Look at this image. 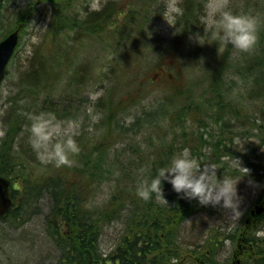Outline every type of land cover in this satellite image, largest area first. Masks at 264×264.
Wrapping results in <instances>:
<instances>
[{"label":"trees","instance_id":"trees-1","mask_svg":"<svg viewBox=\"0 0 264 264\" xmlns=\"http://www.w3.org/2000/svg\"><path fill=\"white\" fill-rule=\"evenodd\" d=\"M191 1L183 0L184 12L179 16L183 18L189 14L195 17V24L200 16L199 8L195 16L191 15ZM67 3H71L70 9L74 13L68 11ZM82 3L83 0H30L25 6L26 12H36L37 18L47 14V31L42 42L35 46L33 53L36 58L27 57L23 68L18 70L16 91L9 96L1 118L5 128L0 136V176L9 181L10 205L0 218V225L18 229L23 222L37 215L39 231L45 234L43 242L53 241L54 244L50 245L55 253L51 247L42 253L20 246L19 249L14 248V255L7 254L8 249L29 238V233L22 230L24 234L20 239L9 242L5 264H230L233 253L227 262L222 259L220 263L215 256L221 245H227L230 251L235 248L234 240L238 233L247 229L242 215L254 203L243 208L232 231L209 232V238L199 245L180 241L181 226L191 214L210 215L222 208L220 205H202L196 198H185L173 189L168 180L163 181V194L169 205L156 198L146 201L137 195L136 183L141 168L154 174L156 168L172 155L189 146L196 156L202 155L203 160L220 165L218 176L241 174V168L234 164L240 160L242 166H248L250 170L244 176L251 182L257 180L264 185V30L259 35L260 44L250 51L240 52L236 60L230 61V52L227 51L213 53V58L204 64L206 76L200 81L206 84L204 97L195 96L192 79L179 85L177 76L182 72V64L177 55L172 56L168 63L171 72L167 73L168 76L174 75L175 79L163 76L168 87L167 97H161L157 106L150 104L133 114L131 122H126L123 117L111 120L118 111L122 113L125 109L123 96L133 94L135 89L123 76L114 75L115 81L109 87V100L97 98L94 105H99L95 109L103 116L108 112L103 130L100 127L98 136H84L90 143L82 141L81 136L76 138L80 151L72 154V165L45 164L38 159L26 135L31 115L53 111L59 119L71 117V113L82 105L80 99L84 96L80 86L94 77V70L85 59L73 68L72 79H68L60 90L64 96L55 100L54 89L58 88L62 77L56 69L62 62L55 64V61L63 54V46L68 40L73 46V41L78 42L76 38L82 40L92 34H100L103 42L117 46L125 36L112 30L116 22L119 23L120 11L111 1L105 2L99 11H89L86 17L78 14L81 8L87 7ZM137 11L131 7L124 20L134 23L138 18ZM30 18L20 15L14 0H0V38L16 28L19 22ZM24 26L25 23H21L20 28ZM137 28L133 25L126 35L130 38L133 33L139 36V31H135ZM63 32L70 33L72 37H66ZM111 34L113 40L108 38ZM67 60L69 64L71 59L68 57ZM212 63L216 68L212 69ZM113 68L114 63L109 66V69ZM104 72L105 75L96 72L101 80L106 75L111 77L112 73ZM235 73L240 75L241 81L238 93L233 92L236 80L226 78L227 75L233 77ZM69 85L74 90L68 92ZM99 121L102 124L103 118ZM141 135L145 145L139 149L138 144L133 143L136 136ZM155 139H159L160 144L153 145ZM116 142L124 145L116 156L123 159L108 161L105 159L107 150ZM104 181H111L114 187L106 199L97 204L96 187ZM258 190V197L263 198L264 186ZM224 215L221 220L228 222L231 216ZM263 218L264 211L255 222L256 226H264ZM111 225L117 230L111 234L113 240L106 247L102 235ZM256 226L254 231L247 230V239L242 242L245 247L253 244L258 247L257 256L251 260L247 255L240 264H264V237L255 235ZM193 228L194 225L190 230L184 229L183 235L193 234ZM46 252L50 255L44 258Z\"/></svg>","mask_w":264,"mask_h":264},{"label":"rangeland","instance_id":"rangeland-1","mask_svg":"<svg viewBox=\"0 0 264 264\" xmlns=\"http://www.w3.org/2000/svg\"><path fill=\"white\" fill-rule=\"evenodd\" d=\"M108 1H111L113 5L116 6L120 11L118 17L119 23L116 22V26L113 27L112 30L115 29L114 32H116L118 35H125L121 40V44L117 43V46H114L115 43L111 42L113 43V46H109L107 43L102 41V36L100 34H92L93 36H84L82 40L76 38L75 40L78 42L73 41V46H71L72 41L68 40L62 49L63 56L59 55V58L55 61V64L57 62L58 64L62 62L60 67L58 66L56 68L58 72H60V75L62 77L60 78V83H58V88L54 89L53 98L55 100L60 99V97L64 96L63 91L61 92L60 90H62L63 85L67 83L68 79H72L71 72L74 67H76L78 64L83 63L86 59L90 62L91 68L94 70V77L89 78L84 84L80 86V88H82V96H84L80 99L82 101V105L80 106V108L76 111H73L71 113V117L61 119L64 121H67L69 119L79 120V134L75 138L81 136V138L83 139L82 141L84 142H87L84 136L88 138L91 135L98 136L97 134L100 127L101 131L103 130L108 112H106L105 116H103L102 112L96 110L94 105L97 98H105L106 101L109 100V93H106L105 96L103 94V89L109 88L111 85H113L115 81L114 75H117L120 78L123 76V79L125 78V80L129 81V85L132 86L131 88H135L133 94L123 96L122 102L123 104H125V109L123 108L124 110H122V113H120L121 111H118L117 114H115L116 116L111 119L117 120L123 117L125 120L126 116H133V114L138 113V111L142 107H149L150 104H152V106H157L159 104L158 101L161 99V97H167L166 95L168 94V87H166V79L164 80V77H167L171 80L174 78V75L168 76L167 73L171 69L168 68V63L170 62L169 59L172 58V56L177 55L180 63L182 64V72H179L177 76L180 78L179 85H183L187 83L186 81L188 79H192L193 83L195 82L193 86L195 96L204 97V89L206 87V84L200 81L206 76L203 69L205 62L213 58L214 52H230L229 60L232 61L236 60L238 58V54L243 51L234 48L231 44L222 45L217 44L215 41H206L201 44L196 42L194 39L189 38L190 31H200L201 33H203L204 28L201 24L200 17L204 13L205 5L206 3H208V0L191 1L193 6L197 7L195 8V10L199 8L200 11L199 19L195 21V24L193 23L195 17H192L188 14L183 18H180V16H176L174 18L173 25L169 24L161 14L165 7V0H104V3ZM14 2L15 6L19 10L20 15H26V18H31L18 23L17 27H21V23H25V26L22 29L20 28L18 43L15 47L13 55L11 56L7 64L6 76L0 85V136L3 135V130L5 128V124L1 121V118L7 107V100L9 96L14 91H16L17 87L15 83L19 80L18 70L23 68L22 66L24 65V60L27 59L28 56H30L31 52H33L35 48H37L35 46H37L38 43L40 44L42 42V38L44 37L43 35L47 31L46 13H43V18H37V14H35L36 12L30 14L31 12L27 13V10H25V6L29 4L30 0H14ZM3 3L6 4V2ZM180 3L182 5L183 0H180ZM82 4L85 6L86 4H88V0H83ZM228 6L235 12L254 14L260 17L262 21H264V0H228ZM70 7L71 3H67L68 11L74 13L73 9H70ZM131 7H135L138 10V18L134 22L135 24L124 20L125 14ZM78 14H80V12ZM195 14L196 12L194 14L192 13L191 15L195 16ZM188 17L191 18L189 20H186V18ZM133 25L138 27L137 29H135V31H139L137 33H139L140 35L137 36L135 33H133V37L130 38L129 35H126V31L128 32V30H130ZM129 26H131V28H128ZM263 30L264 22L260 23L258 26L259 35H261L260 32H262ZM64 35L68 38L72 37V35L67 32H65ZM108 38L110 40H113L112 34L108 35ZM129 38L130 41L128 42L127 39ZM205 38L207 37L205 36ZM260 39L261 36H259L256 44H260ZM78 47L79 49L77 51ZM179 52L180 54H178ZM66 55L71 59L69 64H67L68 57ZM113 63L114 68L109 69V66L113 65ZM210 66L212 67V69L216 68L215 63H212V65ZM104 71H108V73L110 72V74H112L111 77L106 75L101 80V78L97 76L96 72L105 75ZM142 73L145 74L144 77ZM226 78H234L236 80L235 85H237L238 87H234L233 92L238 93L241 91V81L239 74L235 73L233 77H229V75H227ZM184 81L185 83H183ZM72 90L74 89L71 85H69L68 92ZM96 92H99L100 95L95 100H93L90 96V93ZM180 100L182 101V98H180ZM89 108L91 109V111H89ZM93 115L98 116V119H92ZM100 118H103L102 124H100ZM92 137L94 138V136ZM141 138L142 135L140 137L136 136V139L133 143L134 145L138 144L137 146H139V149L144 148L145 145V141ZM236 140L239 141L238 139ZM159 141V139L153 140V142H155L153 143V145L160 144ZM252 141L254 142L255 140L252 139ZM246 143L247 139H245V144ZM123 146L124 145L122 143L118 142L113 144L112 147L107 150L105 159L108 161L123 159V157H116L118 156V152ZM234 164L241 168V174H243L242 178L237 182V189L242 198L240 208L243 210V208H245V206L249 203H256L257 200L260 199L258 197V189L262 188L264 185L262 182H259L257 180L251 182V180L244 176V169L241 167L242 161H234ZM247 168L249 169L248 166ZM241 174L236 172L233 174V176H238ZM0 182L6 189L10 188L8 183L9 181L4 177L0 176ZM113 187L114 185L111 181H104L100 183V185L96 187L98 189L96 190L97 195L95 197V202L97 204L102 203V201L106 199L108 193H110V190ZM224 214L225 213L222 208L217 209L216 213L214 212L210 215H206L204 213H202L201 215L199 213L191 214L181 226L179 234L180 241L195 242L199 243L200 245L204 243V239L209 238V232L213 233L217 230L225 232L232 231L233 227L237 225L242 214L239 218L231 216V219H229L228 222L221 220V218L224 219ZM36 216L28 221L23 222L21 224V227L18 229H9L8 227H5L6 225H0L1 264L6 263L5 254L8 250L9 251L7 254L14 255V248L16 249L20 246H25V249L30 248L31 252L35 249V252L39 250L43 253L45 250H49L51 245L54 244L53 241L43 242V237H45V234L42 231H39L41 227L37 223V218L39 217ZM193 225L194 233L183 235L185 234L183 233L184 229L190 230ZM250 229L251 231H254L253 226ZM22 230L29 233V240L23 239L19 244L17 243L15 244L16 246H13V248L7 250V247L10 245L9 242L14 243L16 239H20L23 236L24 233H22ZM116 230L117 227H115L114 225H111L109 226V228L104 230L102 235L104 246H110L109 244L113 240H111V234L116 232ZM234 244L235 248H233V246L231 247V250L233 248L232 251L234 253L229 250L230 248L227 245H221L218 249V253L215 256V259L220 261V263L222 259H225L227 262L229 260V256L232 253L233 255L237 253L236 256H233L231 258L230 264H240L238 263V261L236 262V260H239L240 262L247 257H249L248 259L252 260L255 256H257L256 250L258 247H256L254 244L251 247L248 246V250L243 249L244 251L242 250V255L238 253L241 251H239L238 243L235 240ZM224 247H226V249ZM51 249L52 253H55L52 247ZM247 252L250 253V256H247ZM23 255L26 254H22L21 256ZM43 255L44 258H47L50 254L46 252Z\"/></svg>","mask_w":264,"mask_h":264},{"label":"clouds","instance_id":"clouds-1","mask_svg":"<svg viewBox=\"0 0 264 264\" xmlns=\"http://www.w3.org/2000/svg\"><path fill=\"white\" fill-rule=\"evenodd\" d=\"M103 3L104 0H88L87 7L79 10L81 17H86L89 11H99ZM183 12L180 0H165L161 14L173 25L174 18ZM200 19L204 31H190V39L201 44L206 41H215L222 45L231 44L243 51H250L255 47L259 39L258 26L264 22L257 15L233 11L228 6V0H208ZM99 95V92L90 93L93 100ZM30 119L28 139L38 159L45 164L54 163L56 166L72 165V154L80 151V145L75 138L79 134L80 121L61 120L53 111L35 112ZM92 119H98V116L93 115ZM132 119V115L125 117L126 122H131ZM240 148L243 149V144ZM218 167L220 165L216 162L203 160L194 155L189 146H184L166 163L156 168L154 174L146 173L141 168L136 193L146 201L156 198L169 205L163 194V181L168 180L173 189L185 198H196L202 205H220L224 213L239 218L242 214V198L237 189V182L243 175L218 176ZM241 167L244 174L250 171L245 166ZM255 235L264 237V226L258 227Z\"/></svg>","mask_w":264,"mask_h":264},{"label":"water","instance_id":"water-1","mask_svg":"<svg viewBox=\"0 0 264 264\" xmlns=\"http://www.w3.org/2000/svg\"><path fill=\"white\" fill-rule=\"evenodd\" d=\"M17 42V31L8 33L2 40H0V83L5 74L6 64L11 56L13 48ZM6 188L0 182V215H2L9 207L10 201L6 192ZM262 207L257 208V212Z\"/></svg>","mask_w":264,"mask_h":264},{"label":"bare ground","instance_id":"bare-ground-1","mask_svg":"<svg viewBox=\"0 0 264 264\" xmlns=\"http://www.w3.org/2000/svg\"><path fill=\"white\" fill-rule=\"evenodd\" d=\"M195 6H193L192 7V10H191V14L193 13H195L196 12V10H195ZM199 12V14H200V11H198ZM28 57H30L31 59H33L34 57L36 58V54L35 53H31L30 54V56H28ZM110 92V90H109V88H105V89H103V94L106 96V93H109ZM95 108L96 109H98L99 108V105H96L95 106ZM144 107H142L141 109H143ZM140 109V110H141ZM26 135L28 136V138H29V131H27L26 132ZM241 140H243V139H241ZM200 158L202 159V155H200ZM260 199H258L257 200V202L259 201ZM228 221H229V219H228ZM254 220H253V211H252V208L250 207L249 208V210H248V212L245 214V215H242V222H243V225L244 226H248V225H251V227H252V225H253V227L255 228V226H256V223H254L253 222ZM257 228H258V226H256ZM225 249H226V247H224Z\"/></svg>","mask_w":264,"mask_h":264},{"label":"flooded vegetation","instance_id":"flooded-vegetation-1","mask_svg":"<svg viewBox=\"0 0 264 264\" xmlns=\"http://www.w3.org/2000/svg\"><path fill=\"white\" fill-rule=\"evenodd\" d=\"M240 251H241V250H240ZM233 253H234V252H233ZM236 254H237V253H236ZM236 254H235V255H236ZM241 254H243V253L241 252ZM232 257H233V256H232ZM237 261H238V260H237ZM238 262H239V261H238Z\"/></svg>","mask_w":264,"mask_h":264}]
</instances>
